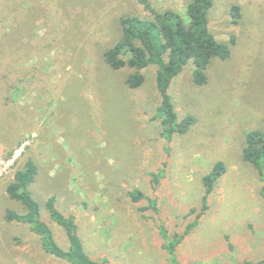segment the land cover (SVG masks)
<instances>
[{"label":"rangeland","instance_id":"1","mask_svg":"<svg viewBox=\"0 0 264 264\" xmlns=\"http://www.w3.org/2000/svg\"><path fill=\"white\" fill-rule=\"evenodd\" d=\"M149 1L182 16L189 3ZM123 16L150 14L136 0H0V264H65L26 226L4 220L6 210L24 212L5 189L27 160L38 172L31 193L57 244L68 248L43 207L50 197L75 218L90 258L108 264H172L158 227L182 234L200 212L203 179L222 163L207 210L176 249L177 264H264L262 184L242 158L246 133L264 131V0L214 1L209 29L230 54L211 61L204 86L193 83L191 63L172 82L178 119L195 123L171 143L152 120L161 103L155 69L141 70L143 85L130 90L136 70L104 62ZM160 173L154 185L151 174ZM133 190L159 213L140 212L148 202H134Z\"/></svg>","mask_w":264,"mask_h":264},{"label":"trees","instance_id":"2","mask_svg":"<svg viewBox=\"0 0 264 264\" xmlns=\"http://www.w3.org/2000/svg\"><path fill=\"white\" fill-rule=\"evenodd\" d=\"M136 1L150 16L147 18L121 17L119 19L121 38L104 53L103 58L106 65L114 71L124 67L136 70L126 80V86L130 90H136L143 85L145 79L140 73L141 70L148 67L155 69V87L161 103L152 120L159 121L161 138L166 143H171L175 135L186 134L195 123L192 116L178 119L168 94L172 82L191 63L194 66L193 83L199 87L204 86L207 82L206 70L211 61L226 60L230 49L228 44L218 43L209 29V12L215 0H189L184 16L174 10L159 12L152 7L149 0ZM230 14L236 23L240 18L239 8L233 6ZM232 44L233 40H230V45ZM242 158L256 170L262 184L260 195L264 200L263 130L246 133ZM37 173V167L32 160H27L14 173L12 182L7 185L5 193L8 199L18 203L24 212L6 210L5 222L26 226L29 232L38 238L41 249L47 256L65 264H108L106 259L97 261L90 258L78 235L75 218L62 215L56 208L55 198L50 197L43 207L49 221L65 232L68 248L62 249L57 244L50 226L42 219V206L30 190ZM160 174H151L154 185L163 178L164 174L162 173L161 176ZM223 174V164L216 163L210 173L205 176L203 179L205 193L201 200L200 212L195 216L194 221L186 226L182 234H173L170 237L163 226L158 227L161 239L167 241L163 249L172 264H177V247L198 225L200 217L207 210V198ZM128 195L134 202L142 199L148 202V207L140 208V212L152 210L154 214L159 213L154 200H150L136 190ZM194 213L195 210L192 209L187 216ZM229 248H231L230 245ZM243 264L252 263L244 262Z\"/></svg>","mask_w":264,"mask_h":264}]
</instances>
